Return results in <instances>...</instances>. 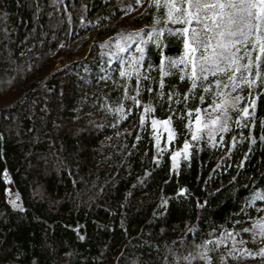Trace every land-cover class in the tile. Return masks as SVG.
<instances>
[{
    "label": "trees",
    "instance_id": "trees-1",
    "mask_svg": "<svg viewBox=\"0 0 264 264\" xmlns=\"http://www.w3.org/2000/svg\"><path fill=\"white\" fill-rule=\"evenodd\" d=\"M166 11L153 0H0V264H207L192 259L198 245L212 264H264L244 252L264 248L253 237L264 200L246 206L264 191V86L232 93L248 117L233 110L227 132L192 140L196 109L203 127L227 75L195 89L190 66L163 75L159 53H185L181 25L156 24ZM153 27L165 33L162 49ZM239 47L242 65L258 55ZM137 89L140 106L127 98ZM169 118L171 142L151 125Z\"/></svg>",
    "mask_w": 264,
    "mask_h": 264
},
{
    "label": "snow or ice",
    "instance_id": "snow-or-ice-1",
    "mask_svg": "<svg viewBox=\"0 0 264 264\" xmlns=\"http://www.w3.org/2000/svg\"><path fill=\"white\" fill-rule=\"evenodd\" d=\"M153 7L159 9H166V14H162V17L166 18L157 19L156 24L171 23L174 25H181L175 34L182 37L183 47L185 49L184 56H181L179 60H172L163 57L162 51L160 60V70L163 75H169L173 68L183 65L185 69L190 66L191 87L195 89L199 80H207L208 75L216 77L218 74L227 75V81L222 82L216 80L215 91L218 102L214 101L212 107V113H216L213 117L212 113H209V121L203 124L201 127V117L199 115L200 109H196V130L192 134V140L200 139V133L207 129V135L211 139L217 132H227L228 123L231 119L230 112L237 110L242 112L244 117L249 116V108L238 109V104L241 101V96L232 95L237 90H243L247 88L253 90L257 87L264 86V73L260 71L261 58L264 57V0H153ZM152 36L150 39L155 40V47L162 49L165 47L161 37L165 35L163 30H157L152 28ZM169 35L173 33L169 31ZM137 36H141L142 33H136ZM128 39H132L130 35ZM251 42V44H250ZM142 44H146L147 41L141 40ZM250 47L251 52H256L254 58L249 55L247 63L241 64V57L238 53L241 51L239 46ZM63 45H61L62 47ZM126 50V49H122ZM141 53L139 59L134 58V63L139 65L140 61L144 59V48L138 49ZM168 60L165 65V60ZM165 67L168 71H164ZM239 74V75H238ZM121 75H128L126 72H122ZM183 78V77H181ZM137 79H139V73L137 72ZM147 79V77H145ZM163 87V81L160 82ZM231 89V91H228ZM212 89L205 87L204 92H209ZM135 96L127 97L131 99L137 106L141 105V101L137 99L139 96V90L137 89ZM151 91V89H149ZM249 98L252 96V92L248 93ZM203 101V97H199ZM250 107L255 108V99H250ZM119 112H124L123 108L117 109ZM155 109L151 105L143 106V113L148 114L154 112ZM189 116L192 112L189 111ZM141 123H144L145 116L141 115ZM171 123V118L160 121L152 119L151 125L153 129L158 124L165 126V131L168 132V140L174 138V133L169 130L168 125ZM239 124V121H237ZM247 126V124L245 125ZM191 127V123L189 124ZM3 137L0 136V139ZM264 139V137H262ZM156 146L160 148V138L157 136ZM191 145L186 141L183 145V155L187 159L190 156L189 149ZM162 152L163 149H160ZM181 155L180 151H177L173 156V167H176V158ZM4 178L8 179V173H3ZM11 182V181H9ZM182 190L180 195H183ZM256 200H264V191L256 193L250 201L246 202V206L253 204ZM14 207H19L15 201L11 202ZM23 211V209H21ZM239 223V221H237ZM256 231L253 232V237H259L264 240V222L259 223ZM243 231L248 232L250 229L245 228ZM229 238H233L232 233H227ZM80 239H83L81 236ZM223 241L217 240L215 243L220 244ZM237 241L233 238V247ZM239 243H244L243 240ZM207 244H213L212 240L207 241ZM198 248L202 249L196 257L192 259H200L206 261L207 264H212L213 258L209 255L210 249H207L205 245H198ZM244 252L248 256L260 257L264 259V248H260L253 253L248 249H244ZM233 256V253H229ZM235 259L236 257L233 256ZM188 260V257L184 258ZM223 259V258H222ZM189 264L191 262L189 261Z\"/></svg>",
    "mask_w": 264,
    "mask_h": 264
},
{
    "label": "rangeland",
    "instance_id": "rangeland-1",
    "mask_svg": "<svg viewBox=\"0 0 264 264\" xmlns=\"http://www.w3.org/2000/svg\"><path fill=\"white\" fill-rule=\"evenodd\" d=\"M164 127L165 126L163 125L162 128H164ZM7 197H8V200L10 202H12V201L16 202V200H17V195H16V192H15V189L11 185H9L8 188H7Z\"/></svg>",
    "mask_w": 264,
    "mask_h": 264
}]
</instances>
